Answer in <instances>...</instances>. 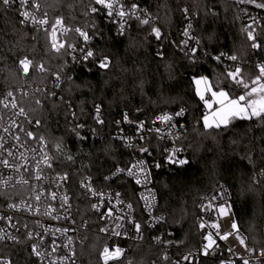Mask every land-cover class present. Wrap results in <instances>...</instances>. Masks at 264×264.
I'll list each match as a JSON object with an SVG mask.
<instances>
[{"label": "trees", "instance_id": "16d2710c", "mask_svg": "<svg viewBox=\"0 0 264 264\" xmlns=\"http://www.w3.org/2000/svg\"><path fill=\"white\" fill-rule=\"evenodd\" d=\"M135 2L156 23L133 22L130 30L117 33L104 22L99 10L90 11L95 0H44L45 12L52 18H62L68 27L82 28L92 35L101 33L103 39L94 47L93 56L81 63H74L69 44L62 52H53L47 34L24 25L18 11L0 3V91L21 92V106L35 122L40 121L35 132L47 140L57 170L70 176L83 219L92 215L88 207L83 208L79 181L90 176L95 183L101 182L116 166L127 167L131 154L109 136L103 141H79L72 121L92 127L91 115L99 106L111 132L125 114L136 121L151 122L162 112L186 108L187 132L180 147L187 163L169 165L164 144L150 141L155 153L152 176L159 213L166 217V228L175 234V246L181 250L197 248L198 201L216 185L224 184L231 192L238 228L255 253H264V186L258 179L264 171V121L235 119L227 128L206 129L202 101L194 86V79L208 77L216 91L224 89L233 98L243 94L245 89L227 76L234 69L219 64L215 57L236 56L234 65L240 66L241 75L250 83L256 74V61L264 63V24L255 29L261 48L254 49L243 32L236 0ZM184 10L198 14L197 53L181 47ZM154 27L160 29V39L155 37ZM68 41L81 49L76 36ZM25 57L33 62L27 75L19 63ZM105 57L109 66L100 68ZM41 64L43 71L38 67ZM57 76L62 83L54 92L50 88ZM205 99H210L209 93ZM109 187L120 190L140 211L132 183L118 180ZM105 242L96 228L78 250L80 264H102L100 253ZM0 249L12 264H38L23 244ZM114 264L174 263L172 258L165 260L160 249L131 245L125 258Z\"/></svg>", "mask_w": 264, "mask_h": 264}, {"label": "built area", "instance_id": "2783aa9c", "mask_svg": "<svg viewBox=\"0 0 264 264\" xmlns=\"http://www.w3.org/2000/svg\"><path fill=\"white\" fill-rule=\"evenodd\" d=\"M39 2L42 7L37 16L43 17L45 13L44 0H39ZM121 2L125 5L126 10L132 4L138 5L135 0H121ZM236 2L238 3L239 17L245 34H247L245 29L249 25L252 29H256L264 24V9L257 7L256 1L249 3L248 0H236ZM6 7L18 11L19 14L23 10L20 7L19 0H15ZM92 8L99 10L104 22L117 33H125L131 29L133 22H140L135 17L125 16L121 18L116 15L115 11L109 16L108 9L97 3L90 6L91 12H93ZM28 10L34 11L31 5L28 6ZM136 14L142 19H149L148 24L153 25L156 23L149 12L140 5H138ZM183 17L181 47L192 53H197L200 50L195 35L198 14L184 10ZM21 18L23 19L22 16ZM47 19L49 20L48 25L41 26L31 22H24V25L47 34L51 46L50 25L54 24L57 18H52L47 14ZM62 22V26L57 25V38L59 43L64 44V47L60 48L59 51H55L51 46L52 51L60 53L69 44L74 63L89 60L90 57L85 60L84 56L88 51L93 52L94 47L102 41L101 33L92 35L82 28L68 27L63 19ZM121 25H123L122 30ZM62 28H67L68 31L63 32ZM76 29L87 33L89 39L85 41ZM185 32L188 33L187 36ZM70 36H76L80 40L81 49L74 42L68 41ZM184 41H187V43L185 44ZM193 49H195V52L192 51ZM216 61L230 69L235 70L236 67H240L234 65L235 60H231L226 56H221ZM260 63L263 62L256 61L255 63V76L258 75L257 65ZM61 83L62 78L57 76L50 90L56 92ZM9 91L13 93V96H7ZM47 91L42 89V92ZM20 94L21 92L16 93L8 89L0 91V101H6L9 104V107L5 108L3 103H0V144L3 145L0 148V159L6 158L11 164L17 165L19 168L17 171L15 168H6L0 164V237H3V239H0V247L23 244L38 264H53V262L54 264H80L78 250L88 243L90 234L98 228L100 236L106 240L103 248L105 246L110 248L119 246L124 250L120 259L109 261V264L122 261L129 252L131 245H146L160 249L163 251V258H172L174 264H244L245 260L248 261V264H264V253L254 252L247 237L238 226V232L231 228V223L233 221L236 223V219L232 211L231 192L224 184L216 185L211 192L198 201L200 225L203 224L204 227L199 229L197 248L194 250H181L175 246V234L166 228V217L159 213L160 201L152 176L155 153L150 146V141L155 139L164 144V154L169 165H184L178 162H170L168 157L173 156L176 161H187V158L182 155L180 147V139L187 132L188 110L186 108L162 112L151 122L136 121L127 115L128 122L123 118L111 132L107 130L101 107H99V115L104 121L102 124L98 123L96 119L97 107L93 109L91 115L92 127L87 128L80 122L72 121L75 134L79 133L77 135L79 141H103L109 136L112 141L122 145L131 154L129 165L127 167L116 166L106 176L108 179L105 177L101 182L95 183L90 176H87L79 181L78 190L84 196L85 201L83 208L87 209L88 207L92 215V218L83 219L79 215V205L76 204L72 193L70 176L57 170L47 140L42 136L44 143H41L39 139L41 136H38L35 132L36 122L25 110L24 115L18 114L19 109L23 108L19 101ZM13 100L17 105L16 108L11 107ZM202 106L204 115L209 113V109L205 107L203 101ZM181 109H184V114L176 116L175 113ZM212 110H214V107ZM165 114L171 115L173 119L162 123L157 117ZM141 122L143 123L142 129L139 127ZM80 125H83V127H79ZM6 128L8 131H4ZM157 128L160 129L159 132L155 131ZM28 132H31L33 136L28 137ZM17 136L19 140L16 139ZM81 137H84V139H81ZM143 148L148 151L142 152L141 149ZM8 151H12L13 155L8 156ZM21 153H23V157H21ZM45 154L50 158L51 167L43 163L42 158ZM139 161H143L147 180H145V174L141 173L139 169H133L137 173L136 176L127 174V169ZM118 168L125 169V171L113 175L117 173ZM38 175L41 177L40 179H36ZM61 176H66L67 179H60ZM137 178L140 179L141 183H136ZM258 179L264 186V171L258 175ZM5 180H7L6 185L3 183ZM24 180L28 182L23 183ZM118 180H126L132 183L136 190V199L140 211L135 209L134 203L128 200L120 190L109 187ZM87 184H90L96 192L103 193V197L93 196L91 191L84 186ZM53 193L56 194L55 199L52 197ZM117 193H119V196H117ZM37 196H39V200L36 199ZM145 196L148 197L147 201L143 199ZM64 197H67L66 201ZM117 200L122 201V203H117ZM210 203L212 207H209ZM12 204L16 207L10 208L9 205ZM128 204L132 205L131 210L127 207ZM93 205H97V208H93ZM221 205L228 209L227 215L220 214L219 206ZM109 209L112 210L111 216L107 214ZM136 223L140 224L139 233L135 228ZM214 223L219 225L218 229L212 227ZM117 224L120 225L119 228H116ZM101 229H106V231H101ZM113 230L120 232L121 235H113ZM228 232H231L232 235L228 236L227 239L220 238L221 235ZM29 233H31V238H29ZM208 234H211L215 243L208 249V254L204 255V245L208 243L205 237ZM237 237L242 238L244 243L241 244ZM34 244L39 245L38 250L44 253L43 257H37L33 254L32 246ZM54 247L55 252H53ZM101 253L100 260L104 264ZM184 256H189V259H183ZM0 261H9L12 264L11 258L1 252Z\"/></svg>", "mask_w": 264, "mask_h": 264}, {"label": "snow or ice", "instance_id": "6c2138e0", "mask_svg": "<svg viewBox=\"0 0 264 264\" xmlns=\"http://www.w3.org/2000/svg\"><path fill=\"white\" fill-rule=\"evenodd\" d=\"M15 2V0H0V3H2L5 6H8L9 4ZM95 2L97 4L103 5L106 9H108V15L111 16L113 14V12H116V15H118L119 17L123 18L125 16H129V18L131 17H135L136 19L140 20L141 24H148L149 23V19H142L140 16H138L136 14V10L138 8V5L136 4H132L129 8H125V5L121 2V0H95ZM249 3H254L255 0H248ZM19 4L21 9H23L20 12V15L23 17V19L21 20V23L24 22H31L32 24H36V25H48L49 24V20L47 19V12L44 13L43 17H38L37 13H39V11L41 10V3L39 2V0H19ZM31 5V8L34 11H29L28 10V6ZM259 8H264V3H260L256 5ZM93 12H96L97 9L96 8H92ZM62 19L57 18L55 20L54 24H51V46L55 51H59L60 48L64 47L63 43H59L58 42V38H57V25H61L62 26ZM190 27V25H189ZM123 29V25H121V30ZM63 32H67L68 29L67 28H62ZM77 32L80 33L81 36L84 37L85 41H87L89 39L87 33L82 32L80 29H76ZM153 33L155 34V37L157 39L161 38V32L159 28H153L152 29ZM245 31L247 32V37L250 41H252V45L251 47L254 49H260L261 48V44L259 42H257V38L254 35L255 29L251 28V25H249ZM185 35L187 36L188 33L185 32ZM184 43L186 44L187 41H184ZM193 52H195V49L192 50ZM93 56V52L92 51H88L86 53V55L84 56V59L87 60L89 57ZM216 60H219L220 57L217 56L215 57ZM229 59L231 60H236L237 57L236 56H231L229 57ZM20 65L22 68V71L25 75H27L29 73V70L31 67H33V62L31 60H29L27 57H25L24 59L20 60ZM109 66V60L107 57H105L104 59H102L99 63V67L100 68H107ZM40 71L44 70V66L41 64L38 66ZM258 68V75L255 76V78L251 79L250 83L246 82L245 79L243 78V76L241 75L242 69L240 67H236L234 71H230L227 73V76L233 81L235 82L237 85L242 86L245 91L243 94L241 95H237L234 98L232 96L229 95L228 91H225L224 89H220L219 91H213V85L210 83V81L206 78V77H200L199 79H194V82L196 84V94L199 96L200 100H202L204 102V105L207 109H209V113L205 114L203 116V122H204V127L206 129L209 128H220L221 126H224L225 128H227L229 126V124L232 123L233 120L235 119H246V120H252L253 118L256 119H260L262 121H264V63H260L257 65ZM206 93H210L211 94V99H205V94ZM7 96L11 97L13 96V93L11 91H9L7 93ZM0 103H3L4 107L7 108L9 107V104L6 101H0ZM37 103H39V101H37ZM217 105L218 107L215 108V110L213 109V105ZM11 107L12 108H16L17 105L15 103V101L13 100L11 103ZM97 122L98 123H103V119L100 117L99 115V106H97ZM19 115H24V109L20 108L19 109ZM184 114V109H181L179 112L175 113L176 116H182ZM124 119L126 122H128V116L127 114H125ZM158 120H160L162 123H166L169 122L173 119V117L171 115H162L157 117ZM40 121L37 120L36 124L39 125ZM119 123V122H117ZM14 124V122H13ZM79 127H83V125H80ZM139 127L142 129L143 128V123L141 122V124L139 125ZM4 131H8V129H4ZM155 131L159 132L160 129H155ZM77 135H79V133H77ZM28 137H32L33 134L31 132L27 133ZM143 138V137H141ZM17 140H19V137H16ZM41 143H44V138L41 136L40 138ZM81 139H84V137H81ZM3 145L0 144V148H2ZM60 145H57V148L59 149ZM142 152H147L148 150L146 148L141 149ZM13 153L12 151H8V156H12ZM21 157H23V153H21ZM69 160L72 159L71 156L67 157ZM43 159V163L46 164L48 167H51V164L49 163V157L47 156V154L44 155ZM170 162L176 163L178 162L179 164H185L187 163L186 160H179L176 161L174 160L173 156H169L168 157ZM0 164H2L4 167L6 168H15L17 171L19 170L17 165L11 164L10 161L6 158L4 159H0ZM156 167H160L159 164L156 165ZM133 169H139V171L141 173L145 174V180H147V173L143 167V161H139L136 164H133L131 168L127 169V174L129 176H136L137 173L133 171ZM125 169H117V173H114L113 175H116L120 172H124ZM41 177L38 175L36 177V179H40ZM60 179H67L66 176H61ZM106 179H108L106 177ZM27 180H24L23 183H27ZM3 183L6 185L7 184V180L3 181ZM136 183L139 184L141 183L140 179L137 178L136 179ZM85 187H87L89 189V191H91L93 196H101L103 197V193H98L96 192L94 189H92L90 184L84 185ZM56 194L53 193L52 197L53 199H55ZM117 196H119V193H117ZM37 200H39V196L36 197ZM65 201L67 200V197H64ZM143 199H145L147 201L148 197H143ZM213 199H215V197H213ZM117 203H122V201L117 200ZM150 206V205H149ZM10 208H15L16 205L12 204L9 205ZM127 207L131 210L132 209V205L128 204ZM209 207H212L211 203L209 204ZM93 208H97V205H93ZM219 212L221 215H227L228 214V209L226 207H224L223 205L219 206ZM109 216H111L112 214V210L109 209L108 213ZM10 219V218H9ZM120 225L117 224L116 228H119ZM201 228L204 227L203 224L200 225ZM212 227L215 228H219L218 224H213ZM135 228L136 231L139 233L140 231V224L136 223L135 224ZM231 228L237 230L238 232V228H237V224L235 223V221H233L231 223ZM66 231V230H65ZM101 231H106V229H101ZM113 235L115 236H120L121 233L118 231L113 230ZM232 235L231 232L225 233L223 235H221V239H227L228 236ZM29 238H31V233H29ZM208 241V243L206 245H204V255L208 254V249L211 248L213 246V244L215 243V241H213L211 234H208L205 237ZM240 240V243L243 244L244 240L242 238L237 237ZM0 239H3V237H0ZM13 239H15L13 237ZM39 249V245L34 244L32 246V252L33 254H35L37 257H43L44 253H42L41 251L38 250ZM55 247L53 248V252H55ZM123 249H121L119 246H115V247H108L105 246L103 248V251L101 253L104 264H109V261H114V260H118L121 258V256L123 255ZM66 259V258H65ZM165 259H167V257H165ZM183 259L188 260L189 256H184ZM0 264H10L9 261H0ZM54 264V262H53ZM244 264H248V261L245 260Z\"/></svg>", "mask_w": 264, "mask_h": 264}, {"label": "rangeland", "instance_id": "374dc122", "mask_svg": "<svg viewBox=\"0 0 264 264\" xmlns=\"http://www.w3.org/2000/svg\"><path fill=\"white\" fill-rule=\"evenodd\" d=\"M256 4H258V3H256ZM209 81H210V83H211V80L208 78V77H206ZM197 79H199V78H197ZM212 84V83H211ZM194 86H195V93H196V84L194 83ZM213 91H216V90H214V88H213ZM209 95H210V99H211V94L209 93ZM230 95V94H229ZM196 96L199 98V96L196 94ZM206 96H207V93L205 94V98H206ZM200 99V98H199ZM209 99V100H210ZM202 101V100H201ZM213 107H214V110H215V108L216 107H218L217 105H213ZM208 114V113H207ZM202 123L204 124V122H203V118H202ZM221 127H223V126H221ZM213 128H215V127H213Z\"/></svg>", "mask_w": 264, "mask_h": 264}]
</instances>
